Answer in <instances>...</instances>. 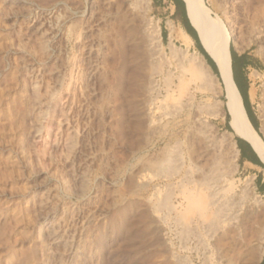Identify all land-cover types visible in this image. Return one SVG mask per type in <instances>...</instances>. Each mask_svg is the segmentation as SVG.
Listing matches in <instances>:
<instances>
[{
	"label": "rangeland",
	"instance_id": "rangeland-1",
	"mask_svg": "<svg viewBox=\"0 0 264 264\" xmlns=\"http://www.w3.org/2000/svg\"><path fill=\"white\" fill-rule=\"evenodd\" d=\"M205 3L264 141V0ZM161 30L152 0H0V264L257 263L223 87Z\"/></svg>",
	"mask_w": 264,
	"mask_h": 264
},
{
	"label": "bare ground",
	"instance_id": "bare-ground-1",
	"mask_svg": "<svg viewBox=\"0 0 264 264\" xmlns=\"http://www.w3.org/2000/svg\"><path fill=\"white\" fill-rule=\"evenodd\" d=\"M183 1L188 8L190 23L195 29L197 37L204 51L207 53V55H209V57L215 62L218 67V80L221 83L225 93V107L230 117L229 127L231 129V133L229 135L231 137H237L246 140L264 158V141L262 140L259 132L255 131L252 125L250 124L242 103V99L232 79L231 58L229 52V43L232 37L231 33L226 32L224 29H222V24L220 25L221 22L217 21L211 16L209 9L206 6L205 0ZM228 2H231L232 4H237L239 0H228ZM170 34L177 36L178 38H181L189 43L191 42L190 37L183 30H177L174 27H171ZM196 74L199 77L200 73L198 74V70L196 71ZM258 76L259 75L256 72H253L250 75L251 79L258 78ZM232 153V159L236 160V158L238 157V150L234 141H232ZM191 203L194 204V200ZM214 214L215 216H218L219 213L216 211ZM222 217H224V215ZM52 237L55 241L56 237L54 235ZM263 240L264 235L260 241ZM263 254L264 245L261 246V250H259L257 254H253L255 259L257 260V263L260 261Z\"/></svg>",
	"mask_w": 264,
	"mask_h": 264
},
{
	"label": "crops",
	"instance_id": "crops-1",
	"mask_svg": "<svg viewBox=\"0 0 264 264\" xmlns=\"http://www.w3.org/2000/svg\"><path fill=\"white\" fill-rule=\"evenodd\" d=\"M176 1L181 4L182 0H176ZM152 11L155 13L157 20L159 21L161 25V28H162L161 38L166 43V45H169L171 43L175 45L177 42H179V40L181 41V44L186 42L185 40L181 38L175 39V38L170 37V30L167 27L168 23H172L175 29L183 30L188 35L186 29L182 26L180 18L176 17V15L178 14V10L172 0H152ZM176 26L178 28H176ZM188 30L193 34L196 33L193 27L190 25V23L188 25ZM189 37L191 40L190 44L193 47H195L194 39L191 36ZM235 54L237 58H239L240 56L244 54L245 62L253 64L252 66L249 65L246 68H241L240 70V76L242 77V80H243L242 84L240 85L241 94L243 95L245 99L247 107L251 110L252 105H253V99L251 97V88H250L251 82H250V77H249L248 72L252 69V67L255 66V63L249 53H245V52L239 53L235 51ZM204 61L206 65L208 66V68L210 69V71L214 74V76L218 80V67L215 64V62L210 57L207 61L206 59H204ZM232 79H233V72H232ZM242 103H243V100H242ZM217 125H218V122H217ZM236 146H237V150L239 153L238 160H239L240 171L243 174H246L247 178L253 179L255 183V190L257 191L258 195L264 199V166H263L264 158L250 143H248L244 139L238 138V142L236 143ZM253 264H264V254L258 263H253Z\"/></svg>",
	"mask_w": 264,
	"mask_h": 264
},
{
	"label": "trees",
	"instance_id": "trees-1",
	"mask_svg": "<svg viewBox=\"0 0 264 264\" xmlns=\"http://www.w3.org/2000/svg\"><path fill=\"white\" fill-rule=\"evenodd\" d=\"M172 1L178 10V14L176 15V17L180 18L182 26L186 29L188 35L194 39L195 47L197 48L199 53L207 61L209 59V56L207 55V53L204 51V49L200 45V42L198 40L196 33L193 34L188 30L189 21L187 19L184 3L181 1V4H180L176 0H172ZM230 58H231V70L233 72V81H234V83H235V85H236V87H237V89H238V91L242 97L243 106H244V109L246 111V114H247V117H248L250 124L252 125V127L254 128L255 131H258L256 120H255L254 116L252 115L251 110L246 105L245 99H244L243 95L241 94V90H240L241 87L239 84V78L241 77L240 76L241 68H246L247 66H249V65L252 66L253 64L245 62V55L244 54L242 56H240L239 58H237L235 52H233L232 50H230ZM225 120H226V129L231 132V129H230L229 124H228L229 123V116L227 113L225 115ZM235 141L237 143L238 138H236Z\"/></svg>",
	"mask_w": 264,
	"mask_h": 264
},
{
	"label": "water",
	"instance_id": "water-1",
	"mask_svg": "<svg viewBox=\"0 0 264 264\" xmlns=\"http://www.w3.org/2000/svg\"><path fill=\"white\" fill-rule=\"evenodd\" d=\"M183 1V0H182ZM183 3H184V1H183ZM184 6H185V11H186V15H187V19H188V21H189V23H190V20H189V13H188V8L186 7V4L184 3ZM190 25H191V23H190ZM192 26V25H191ZM194 29V28H193ZM195 30V29H194ZM196 32V31H195ZM199 40V39H198ZM200 42V41H199ZM201 44V43H200ZM202 46V45H201ZM203 48V47H202ZM209 56V55H208Z\"/></svg>",
	"mask_w": 264,
	"mask_h": 264
}]
</instances>
